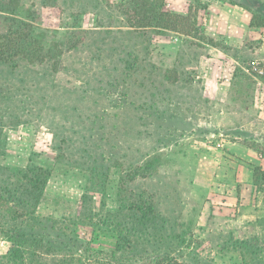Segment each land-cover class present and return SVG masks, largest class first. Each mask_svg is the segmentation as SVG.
I'll return each mask as SVG.
<instances>
[{"label":"rangeland","instance_id":"rangeland-1","mask_svg":"<svg viewBox=\"0 0 264 264\" xmlns=\"http://www.w3.org/2000/svg\"><path fill=\"white\" fill-rule=\"evenodd\" d=\"M9 27L0 264H264V0H0Z\"/></svg>","mask_w":264,"mask_h":264},{"label":"trees","instance_id":"trees-1","mask_svg":"<svg viewBox=\"0 0 264 264\" xmlns=\"http://www.w3.org/2000/svg\"><path fill=\"white\" fill-rule=\"evenodd\" d=\"M176 19H183V18L181 16L175 14H168L165 12L163 14H160L159 21L161 22L163 28H168L171 27V25L178 22L176 21ZM253 19L259 20L258 17L253 16L250 21L249 27L253 25L252 24ZM260 25L263 26V22ZM19 34H20L19 32L13 31L10 27L8 28V30H3V32L0 33V61L5 62V61H9L12 58L11 46L15 45L16 43L15 41L22 39L21 37H19ZM23 42L25 41L23 40ZM24 55L28 57L32 54L26 52L24 53ZM29 173L30 175H25L24 178L26 180V184L30 189V191L41 190L45 181L48 178V174H45V171H43L42 169H31Z\"/></svg>","mask_w":264,"mask_h":264},{"label":"built area","instance_id":"built-area-1","mask_svg":"<svg viewBox=\"0 0 264 264\" xmlns=\"http://www.w3.org/2000/svg\"><path fill=\"white\" fill-rule=\"evenodd\" d=\"M250 68L258 75H263L264 74V70L261 68H258V66H256L255 62H251L250 64Z\"/></svg>","mask_w":264,"mask_h":264}]
</instances>
